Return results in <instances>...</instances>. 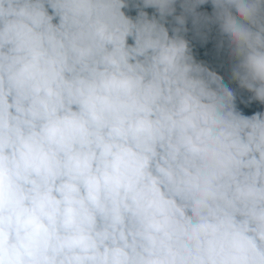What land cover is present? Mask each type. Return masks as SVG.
I'll list each match as a JSON object with an SVG mask.
<instances>
[{
    "label": "clouds",
    "instance_id": "1",
    "mask_svg": "<svg viewBox=\"0 0 264 264\" xmlns=\"http://www.w3.org/2000/svg\"><path fill=\"white\" fill-rule=\"evenodd\" d=\"M0 264H264V0H0Z\"/></svg>",
    "mask_w": 264,
    "mask_h": 264
}]
</instances>
